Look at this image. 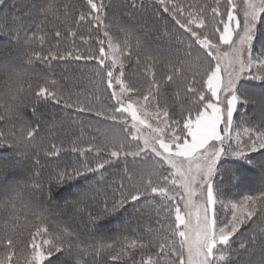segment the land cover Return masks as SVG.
I'll return each instance as SVG.
<instances>
[{"label": "snow or ice", "instance_id": "1", "mask_svg": "<svg viewBox=\"0 0 264 264\" xmlns=\"http://www.w3.org/2000/svg\"><path fill=\"white\" fill-rule=\"evenodd\" d=\"M117 7L0 0V264H264V0H152L148 19L146 0ZM51 61L90 63V88L27 71ZM37 101L99 135L65 145ZM42 158L57 161L48 180Z\"/></svg>", "mask_w": 264, "mask_h": 264}, {"label": "trees", "instance_id": "2", "mask_svg": "<svg viewBox=\"0 0 264 264\" xmlns=\"http://www.w3.org/2000/svg\"><path fill=\"white\" fill-rule=\"evenodd\" d=\"M24 0H7L9 5L8 9H4V11L11 10L12 6L14 5L17 9L21 7V4ZM71 3L75 4L77 8L84 9L86 0H70ZM111 4L113 5L112 11L119 12L120 9L117 7L120 4V0H110ZM148 8L145 10V19L151 15L152 12V0H146ZM111 15V12H110ZM71 23V21H69ZM159 27V25H157ZM78 34L85 36L87 38L89 35H92L93 38L97 35L94 29L91 26L85 24H81L78 28ZM51 40V37L49 38ZM54 44L55 41L52 40ZM88 44L92 46V49L95 50V42L93 40H89ZM76 46L84 50V46L82 42L77 38ZM70 47V41H62L60 50L62 51L63 48ZM91 67V64H84L82 62H60V61H51L49 64H45L43 62H35L31 69L27 71L29 73H39L42 75H49L52 78L60 81L61 83L71 87L74 93L76 92H85L87 89L90 88L88 84V76L90 73L88 69ZM31 84L32 87H36V80L30 76H24L19 82L18 86L26 93L28 85ZM32 102V98L30 96L26 97L25 104L29 105ZM38 109L40 110V119L42 122L45 123L46 126H50L51 124H55L57 128L60 130V137L63 139L65 145H67L70 141H76L82 146L85 145L90 137L98 136L99 134L96 131L97 127L101 125L93 119L91 116L82 114L78 115L77 113L70 111V110H62L60 106L55 105H44L41 102H36ZM25 117L29 120L32 118L31 114V107L26 106L22 109ZM81 129H83V136L80 135ZM61 164H68V163H76V161L69 157L68 159L60 162ZM42 168L41 177L42 180H48L52 173L57 169V161L52 160L51 158H42L41 160ZM30 167V166H29ZM20 172H23L25 176L30 175V172L27 171V168L20 169ZM113 172L116 169L112 170ZM112 173H109L111 175ZM23 179V177H21ZM62 203V201H61ZM46 207L50 209H54V205L46 204ZM54 211L59 213V210L54 209ZM2 215V213H0ZM61 219L64 221V226L72 227V228H79L81 226V220L79 216H75L72 213H59ZM24 217H21V221H23ZM115 220L112 221L111 224L113 225ZM116 223H118L116 221ZM110 235L113 239H120L121 234L124 230H122L119 225L114 230H110ZM21 235L19 238L23 241L27 239V229H21Z\"/></svg>", "mask_w": 264, "mask_h": 264}, {"label": "rangeland", "instance_id": "3", "mask_svg": "<svg viewBox=\"0 0 264 264\" xmlns=\"http://www.w3.org/2000/svg\"><path fill=\"white\" fill-rule=\"evenodd\" d=\"M117 227H118V223H116V221H114L113 225H110L108 228H110V230H113Z\"/></svg>", "mask_w": 264, "mask_h": 264}]
</instances>
